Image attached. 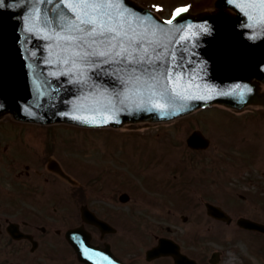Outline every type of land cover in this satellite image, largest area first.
<instances>
[{"label":"water","instance_id":"1","mask_svg":"<svg viewBox=\"0 0 264 264\" xmlns=\"http://www.w3.org/2000/svg\"><path fill=\"white\" fill-rule=\"evenodd\" d=\"M218 3L216 11L200 16L180 13L168 24L123 0L122 7L155 31L163 45L155 53L149 49L150 70L160 77V87L153 88L147 75L133 73L119 58L88 56L73 62L77 49L62 39L67 17L61 0H3L0 117L12 113L44 123L120 127L141 120H171L215 101L234 107L264 104V24L250 18L256 13L249 7L259 0ZM166 72L172 76L167 82L162 78ZM79 250L82 259H95L85 248Z\"/></svg>","mask_w":264,"mask_h":264},{"label":"flooded vegetation","instance_id":"2","mask_svg":"<svg viewBox=\"0 0 264 264\" xmlns=\"http://www.w3.org/2000/svg\"><path fill=\"white\" fill-rule=\"evenodd\" d=\"M31 161L36 165L37 160ZM260 161V164L252 170L258 182V194L250 193L244 196L249 203L264 202V161L262 159ZM71 165V163L64 164L68 174L72 172ZM22 169V172L27 175L22 181L20 180L18 192L0 191V264H34L38 257L41 260L40 264H81L73 260L75 255L66 240V232L69 228L82 224H85L92 233L94 243L101 245L110 243L113 250L123 258L126 256L127 249L137 246H154L161 237L169 236L176 239L175 232L170 226L163 225L162 221L158 225L154 213L145 212L142 215L141 212L146 208H139L138 192L134 191L138 189L135 181L130 183L125 177L121 178L115 168L110 170L112 179L102 178L99 181V190L94 198L88 186L78 184V189H75L72 183L61 186L60 180L63 179L58 177L60 184L51 203L52 211L38 196L40 177L34 175L31 165L27 163L22 165ZM38 174H40L39 170H37ZM123 185L132 192L123 189ZM124 191L128 192V196H122ZM83 205H88L100 218L110 221L117 228L112 232L103 233L96 225L84 222ZM127 205L128 209H125L124 206ZM247 217L258 221L263 220V214L258 208H255V212ZM24 219L27 220L26 224H23ZM18 232L26 234L27 237L16 239L12 234H18ZM194 235L198 237L196 233ZM185 252L200 264H223L224 262L225 251L223 250H213L208 253L204 249H187ZM249 252L253 253L256 259H263L260 264H264V248H259L257 252L251 250ZM146 256L145 254V259H147ZM241 258L243 259L239 264L255 263L245 255H241ZM125 259L129 260L127 257ZM140 259H144V256L142 255ZM149 262V264H175L172 256L160 257ZM132 264L135 263L132 262Z\"/></svg>","mask_w":264,"mask_h":264},{"label":"snow or ice","instance_id":"3","mask_svg":"<svg viewBox=\"0 0 264 264\" xmlns=\"http://www.w3.org/2000/svg\"><path fill=\"white\" fill-rule=\"evenodd\" d=\"M61 3L67 17L62 26L66 35L62 39L68 46L77 49L73 53V62L82 61L88 56L119 58L132 66L133 73L140 71L147 75L150 87H160V77L154 69L150 70L153 55L149 49L155 53L158 48L163 50V45L155 31L143 26L142 20L122 7L123 0H61ZM249 7L256 13L250 18L258 24H264V0H259L258 5L250 4ZM185 11L186 8L177 9L175 15ZM167 23L172 24V20ZM99 48L104 50L98 51ZM81 49L84 51L81 52ZM145 65L146 68L143 67ZM162 78L165 82L171 80V73H163ZM155 107L164 108L165 105L156 104Z\"/></svg>","mask_w":264,"mask_h":264},{"label":"rangeland","instance_id":"4","mask_svg":"<svg viewBox=\"0 0 264 264\" xmlns=\"http://www.w3.org/2000/svg\"><path fill=\"white\" fill-rule=\"evenodd\" d=\"M144 2H147L148 5L150 4V6L154 7L155 9H158L160 12H162L163 16H166V17H169L171 16L175 11H177V9L179 8H185V7H189L191 5H200L201 2H203V0H189L188 2L185 1V0H142ZM176 2H178L177 4H175ZM231 114H234L233 111L231 112ZM238 114V112H237ZM248 114H253L256 118V121H260V120H263L261 118H258V114L260 116H263V112L262 110L258 109H253V108H248L247 111L244 112V114H242L243 117H247ZM240 115V114H238ZM226 117H230L229 115V111L227 110L226 112H224L223 109H220V108H217L215 107L214 109H210L207 110V111H201V112H197L195 113L194 115H191L189 117H186L184 120H178V121H175L173 122L172 124H161V125H144V124H141L140 125V129H145L144 131L146 133H152L154 131H159L162 133V136L158 139L159 142H162L163 144V147H166L167 145L166 144H170V146L173 145V143H171L174 139L176 140V142H178L174 149V153L171 152H167V163L169 165V170L170 172H172V170L174 168H176L175 166H177L180 162L182 164L183 161L186 160V158L188 157H191L189 155H195L193 157H195L196 159H192L191 160V163L192 164H195V168L196 170L197 169H202V167L204 165H206V168L208 167L209 170H211L215 175H219L221 176L222 173L220 172L219 168L220 169H223L224 166H226V169H235V166L234 164H231L229 166H227L229 163H228V159H227V151L223 150L222 148H219L218 146H215L213 147V149L211 151H207V152H204V153H197V154H191V153H186L187 151V147H186V138L187 136L189 135L190 133V129H191V126H206L205 128H202L203 131L205 133H208L209 135H212L216 138V136H221L222 139L225 141V143L227 142H231L230 139H238V135H239V130H236V129H233L234 127H231V128H227V126H231L232 125V122H229L228 120L227 123H224V119ZM10 117L8 116V118H6L5 121H2L1 124H3V122H8L10 121L9 119ZM225 121V122H226ZM213 123V124H212ZM0 124V125H1ZM264 125V122L262 123ZM212 125V126H211ZM210 126V127H208ZM67 128L65 127H62V126H59L58 127V131L59 134V142L61 143H66L67 139H68V146L69 148H75V149H80V148H83L87 151H82L84 154H89V153H95L96 149L100 148L101 147H104L106 146L105 145V141H108V142H112L115 138L112 137L108 140H105V137L99 135V131H105V130H96V129H86V128H76V127H71V126H66ZM81 129V130H80ZM188 129V130H187ZM233 129V130H231ZM0 130L2 131V126L0 127ZM7 132L8 130L5 129ZM227 130V132L225 131ZM96 133H99L96 135ZM105 134L104 135H108L109 137L111 136V131L110 132H104ZM128 133H131V132H128ZM26 134H27V131L26 129H24V134L23 136L21 137L19 131H17L16 129H13V130H10L9 131V137L11 139H20L21 138H24L26 137ZM95 134V135H93ZM126 135L127 133H123V131H121L120 133H118V135ZM3 138L6 139L5 137L6 134H2ZM3 138L1 137L0 138V143H4V140ZM122 138V136H121ZM3 140V141H2ZM121 140V139H119ZM144 141H146L147 139H143ZM154 139H152L151 141H146V142H153ZM155 141V140H154ZM180 141V143H179ZM166 144H164V143ZM217 142H220L223 144V141H221V139H217ZM215 142V144L217 143ZM235 152H237L236 150H233ZM80 154V153H79ZM227 156V157H226ZM201 159H205L206 161L204 162L203 160ZM197 160V161H196ZM201 160V161H200ZM5 161V160H4ZM4 163V162H3ZM219 164V165H218ZM185 165V168L183 169V173L185 175H187V165ZM194 166V165H192ZM191 170V169H190ZM206 170V169H205ZM205 170H202V171H205ZM193 172H196V171H193ZM200 172L201 171H197ZM196 172V173H197ZM209 181V179H205L203 177L202 174H200V177H198V179L194 182V185H198V186H203V185H207V182ZM221 187H217L216 190L219 191V193H221L220 195L221 196H228L229 194H226V192L228 191L227 188H226V184H219ZM212 190V189H211ZM223 243L227 245H229L228 247V251H233V250H236L234 249V247H230L232 245H234L232 242H233V239L232 238H229V242L230 243H227V240L226 239H223L222 240ZM220 242L221 241H210V240H207L204 242V244L208 245L209 247H217V246H221L220 245ZM245 241L241 240L240 242H238V247H235L237 248V250H243ZM248 249V248H247ZM234 256H235V253H234ZM230 258H231V261L233 262V258H232V254L230 253ZM235 259V258H234Z\"/></svg>","mask_w":264,"mask_h":264}]
</instances>
